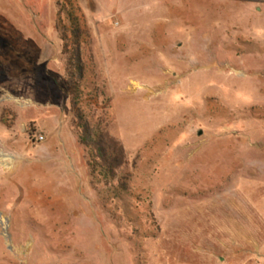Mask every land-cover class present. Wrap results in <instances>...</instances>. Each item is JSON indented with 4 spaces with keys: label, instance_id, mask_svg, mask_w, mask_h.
<instances>
[{
    "label": "rangeland",
    "instance_id": "1",
    "mask_svg": "<svg viewBox=\"0 0 264 264\" xmlns=\"http://www.w3.org/2000/svg\"><path fill=\"white\" fill-rule=\"evenodd\" d=\"M0 264H264V0H0Z\"/></svg>",
    "mask_w": 264,
    "mask_h": 264
},
{
    "label": "trees",
    "instance_id": "2",
    "mask_svg": "<svg viewBox=\"0 0 264 264\" xmlns=\"http://www.w3.org/2000/svg\"><path fill=\"white\" fill-rule=\"evenodd\" d=\"M75 25H77L75 23ZM73 49L69 50L66 42L68 64V86L71 95L72 111L75 125L80 131V142L89 151L90 168L95 174L101 171L106 180H117L118 173L128 164V154L124 146L112 136L107 125L94 124L83 112L85 66L82 60L80 31L74 29ZM123 186L127 187L126 183Z\"/></svg>",
    "mask_w": 264,
    "mask_h": 264
},
{
    "label": "bare ground",
    "instance_id": "3",
    "mask_svg": "<svg viewBox=\"0 0 264 264\" xmlns=\"http://www.w3.org/2000/svg\"><path fill=\"white\" fill-rule=\"evenodd\" d=\"M236 235V234H235Z\"/></svg>",
    "mask_w": 264,
    "mask_h": 264
}]
</instances>
